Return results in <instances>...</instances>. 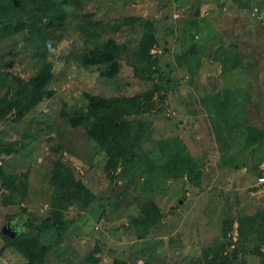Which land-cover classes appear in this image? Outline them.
I'll return each mask as SVG.
<instances>
[{
  "label": "rangeland",
  "instance_id": "rangeland-1",
  "mask_svg": "<svg viewBox=\"0 0 264 264\" xmlns=\"http://www.w3.org/2000/svg\"><path fill=\"white\" fill-rule=\"evenodd\" d=\"M253 6L261 19L249 15ZM195 7L196 23H185L183 33L178 18L191 15ZM78 11H92V18L106 21L119 15L132 16L137 28L147 23L157 40L150 48L157 71L150 81L133 75L129 50L122 52L114 77H105L97 65L82 66L77 55L90 38V25L69 16V35L49 53L54 78L47 94L21 116L14 117L10 111L0 121V144L14 147L9 153H0V227L17 212L15 221L20 223L27 216L36 220L59 207L65 216L72 215V221L56 240L54 251L48 253L49 264H113V255L130 260L134 250L147 255L135 257L130 264H144L146 259L149 264H188L190 260L189 264H202L201 249L217 239L221 218L232 215L229 234L233 238L234 217L252 212L264 202V183L257 184L255 168L219 164L215 141L200 129L204 125L201 95L221 88L240 90L246 123L264 128V0H88ZM127 25L112 33L106 29L105 33L133 43L136 32ZM179 41L196 44L199 62L194 72L189 73L176 56ZM226 44L231 47L224 48ZM226 48L234 51L231 61L237 67L222 71L220 57ZM27 53L17 52L10 67L24 77L31 72ZM158 72L167 75L165 101H158L155 110L137 115L149 121L141 146L151 150L168 146L187 156H198L201 175L196 185L184 174H158L147 180L144 173H138L129 181L128 151L123 142L116 141L109 147L117 163L115 172L121 174L109 179L103 168L109 154L81 125L69 126L64 121L67 114L94 116L83 92L132 94L155 82ZM115 109L128 116L127 108L117 105ZM56 157L69 164L75 176L96 194L86 209L67 205V195L51 199L46 179ZM261 162L258 168L263 170ZM184 165L185 161L180 163ZM142 197L156 202L159 222L146 235L136 237L128 210ZM129 248L133 250L128 252ZM239 257H243V264H260L256 253ZM21 260L10 246L0 250V264Z\"/></svg>",
  "mask_w": 264,
  "mask_h": 264
},
{
  "label": "trees",
  "instance_id": "trees-1",
  "mask_svg": "<svg viewBox=\"0 0 264 264\" xmlns=\"http://www.w3.org/2000/svg\"><path fill=\"white\" fill-rule=\"evenodd\" d=\"M86 1L88 0H0V121L10 111L14 117L21 116L47 94L48 85L54 78L49 53L59 40L69 35V16L79 21H88L90 25V38L77 55L82 66L97 65L105 77H114L120 67L122 52L129 50L132 57L128 62L133 75L142 80H151V75L157 71L150 53V48L157 41L153 29L146 26L147 23H140L139 28L134 27V19L128 15H119L112 21L92 18V11H78ZM197 14L198 7H195L191 15L178 18L179 28L183 33L186 31L183 25L187 22L196 23ZM126 24L136 32L133 43L129 39H117L111 34ZM106 29L111 33H105ZM195 46L193 42L186 44L179 41L180 50L176 56L184 61L189 73L198 67L199 55ZM163 50L166 48L163 47ZM22 51L28 52L27 64L31 68L26 77L10 69L16 53ZM233 52L231 49H224L220 57L222 71L233 65ZM155 78L156 81L150 82L146 89L132 94L105 96L85 91V104L94 111V116L67 114L64 121L69 126L81 125L99 148L109 154L103 164L109 179L121 174L118 170L115 172L117 163L109 147L111 141H116L123 142L128 151V171L131 170L129 181L138 173H144L147 180L158 174L171 177L184 174L187 181L196 185L201 175L198 156H187L168 146L157 150L141 146L149 121L137 115L155 110L158 101H165L167 75L158 72ZM235 91L238 90L221 88L201 96L204 125H200V129L207 135L210 134L215 141L219 164L229 168L252 166L259 175L262 170L258 168V164L264 161V128L246 123L241 92L235 94ZM117 105L121 109L127 108L128 116L117 112ZM164 148L168 149L163 151ZM13 150V146L0 144V153ZM183 161L185 165L180 166ZM21 173L24 175L25 172ZM46 183L51 199L60 200L67 195L65 202L67 205H74L77 210L86 209L96 198L94 191L80 177L75 176L70 165L59 157L51 161ZM134 207L133 210H128V219L135 236L142 237L151 226L159 222V208L151 197L136 199ZM19 214L20 212L15 213L6 222L14 230L13 236L0 230V250L7 246L14 248L22 257L17 264H49L48 253L54 251L56 240L71 223L72 215L65 216L62 208L57 207L36 220L33 216H27L17 223L15 220ZM234 220L236 235L232 238L229 234L232 215L221 218L217 239L201 249L202 264H243V257L239 256L246 252L258 254L260 264H264V202H260L252 212L238 214ZM228 246H231L229 251L226 250ZM131 250L133 248H129L128 252ZM133 254L130 260L113 255V264H130L135 257L147 255L137 250ZM148 261L146 259L144 264H149Z\"/></svg>",
  "mask_w": 264,
  "mask_h": 264
},
{
  "label": "built area",
  "instance_id": "built-area-1",
  "mask_svg": "<svg viewBox=\"0 0 264 264\" xmlns=\"http://www.w3.org/2000/svg\"><path fill=\"white\" fill-rule=\"evenodd\" d=\"M249 15H251L255 19H259L261 17V14L257 11V8L255 6L250 8ZM256 178H257V182L264 183V169L262 170V173L258 175Z\"/></svg>",
  "mask_w": 264,
  "mask_h": 264
},
{
  "label": "water",
  "instance_id": "water-1",
  "mask_svg": "<svg viewBox=\"0 0 264 264\" xmlns=\"http://www.w3.org/2000/svg\"><path fill=\"white\" fill-rule=\"evenodd\" d=\"M0 230L4 233H6L9 236H13L14 235V230L11 229L10 225L8 223H5L4 225H2L0 227Z\"/></svg>",
  "mask_w": 264,
  "mask_h": 264
},
{
  "label": "crops",
  "instance_id": "crops-1",
  "mask_svg": "<svg viewBox=\"0 0 264 264\" xmlns=\"http://www.w3.org/2000/svg\"><path fill=\"white\" fill-rule=\"evenodd\" d=\"M226 46H228L227 44L226 45H224V48L226 47ZM229 48L231 47V46H228ZM239 66V65H238ZM233 67H237V65H235V66H231L230 68H228V69H231V68H233ZM227 69V70H228ZM226 71V70H225ZM238 91H240V90H238ZM238 91H235V94H237V92ZM205 94H207V93H204V94H202L201 96H203V95H205ZM261 163H264V161H262ZM259 182H257V184H258Z\"/></svg>",
  "mask_w": 264,
  "mask_h": 264
}]
</instances>
